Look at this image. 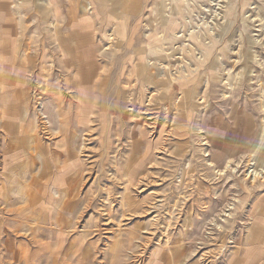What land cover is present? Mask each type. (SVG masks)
<instances>
[{
  "label": "rangeland",
  "instance_id": "374dc122",
  "mask_svg": "<svg viewBox=\"0 0 264 264\" xmlns=\"http://www.w3.org/2000/svg\"><path fill=\"white\" fill-rule=\"evenodd\" d=\"M38 2H7V25L10 28L15 23L20 27L19 23H22L24 41L16 44L23 75L18 77L17 83L16 70L9 67L8 79L14 84L0 93V264H264V227L250 233L254 222L264 221V185L252 186L248 180L250 175H247L249 168L260 171L264 167V140L262 144L258 143L259 138L252 132L262 119L259 112L261 88L257 83L260 81L264 86V0H148L140 25L133 33L128 29L129 41L118 33L117 28L105 29L106 32L99 28L90 29L89 36L97 46L105 43L109 47L96 60L103 63L106 70L113 66L111 71L114 70L115 77L120 78V86L126 88L120 87L125 93L119 96L116 94L118 87L111 85L103 97L105 101L101 103L104 109H110L112 123L103 125L98 117L102 108H92L91 116L96 121L92 124L94 131L87 135L78 132L83 141L71 140V143L80 142L78 144L85 147L83 155H79L85 157H81V163L70 171L68 183L72 188L67 198L71 204L66 210H61L62 204L56 202L54 195V178L58 175L54 158L48 179L43 182L37 158L40 144L35 150H28L30 156L23 155V142L26 140L29 146L30 135H19L22 126L17 122L21 113L15 112V108L21 103L18 94L24 91L28 104L32 103V113L35 110L44 113L57 128L52 136L41 133L43 150L49 154L58 152L62 157L64 148L68 147L64 139L67 130L65 134H58V118L53 114V105L55 101H63L70 114L69 127L77 130L76 113L73 107L69 111L70 91L65 82L66 78L68 81L74 77L76 68L69 56L72 50L67 40L87 34L81 35L67 27V0H53L54 6L47 11L39 7L45 1ZM89 11L86 16L94 13L93 9ZM174 22L180 24L178 31L185 29L188 38L191 36L188 33H204L203 37L207 35L218 40L212 54L214 57L221 54L227 60L224 61L226 71L222 73L226 74L225 85L212 87L213 95L217 97V100L213 99V118L202 124L204 129H211V134L216 135V139L210 140L212 157L209 160L213 166H207L200 157L196 158L202 153V143L196 135H180V103L179 109L176 107L183 89L187 87L189 91H195L198 82L189 80L190 83L183 88L178 82L153 79L150 75L153 67H160L159 63L168 66L165 72L169 79L172 72L180 71L183 66L192 73L194 68L190 64L200 68L204 64L194 46H189L187 59L181 60V46L185 41L182 33L177 36ZM60 42L67 43V47ZM199 47L205 51L204 46L199 44ZM110 51L115 55L108 54ZM38 55L45 59L40 61ZM151 60L152 66L148 65ZM137 69L141 80H136ZM207 69L208 66L202 69L203 75ZM16 88L19 90L15 91ZM203 88L201 93L205 90ZM51 89L60 90L53 97V104L50 103L54 94ZM225 92L227 102L220 99ZM94 93L95 97L102 95L101 92ZM261 93L264 99V89ZM140 97L151 101V109L159 113V123L148 124L150 121L142 106L134 103V107L132 103ZM130 99L134 101L129 103ZM196 101L193 96L189 106L193 107ZM118 102L124 111L121 120L122 114L118 113V107H114ZM165 106L169 108L167 113ZM243 110L247 115L241 114ZM4 111L11 113L5 115ZM185 125L192 132L193 124L187 121ZM141 131L147 133L144 142L140 140V144L134 147L141 139ZM9 132L14 134L9 135ZM252 145L259 150L257 157L252 153L255 149ZM8 148L13 155L25 156V163L19 166L25 168L19 172L5 171L11 165L7 163V157L11 156L7 153ZM230 160L234 162L233 169L224 178H219L216 171L225 170ZM33 161L38 162L34 168ZM78 171H83V182L80 183L75 176ZM36 176L43 186L48 185L46 204L53 211H41L42 218L37 226L33 220L28 227L25 223L30 224L31 220L24 216H31L34 212L19 210L25 209L30 199L25 200L19 191ZM17 184L19 187L16 188ZM35 193L36 189L33 195ZM229 212L232 214L230 223L219 228L224 215ZM59 215L65 217L64 228L57 225Z\"/></svg>",
  "mask_w": 264,
  "mask_h": 264
},
{
  "label": "bare ground",
  "instance_id": "6f19581e",
  "mask_svg": "<svg viewBox=\"0 0 264 264\" xmlns=\"http://www.w3.org/2000/svg\"><path fill=\"white\" fill-rule=\"evenodd\" d=\"M42 1V0H39V2ZM44 4L43 5H39L40 8H46V11L48 9H51L54 5V2L53 0H44ZM38 2V3H39ZM83 7V6H82ZM90 7H86L84 10H83V14H87V13H90ZM81 10V11H82ZM259 15V14H258ZM263 15V14H262ZM261 17V16H260ZM173 25V24H172ZM180 26L179 23H175L174 22V27H176L175 30L176 31V34L177 36L179 34H183L181 37L184 39V45L181 46V51L183 52V56L181 58V60H186L187 57H186V53L189 49V46H194V48H196V51L199 53L198 54V58L201 59L203 61L204 64L201 65V68L198 66V67H195L193 64H190L192 65V67L194 68L192 70V73L188 70L187 66H183V68L180 70V71H177L176 73L173 74V72L171 73V79L168 78V75L167 73L165 72L166 68H168V66H163L162 64H158L160 67H153L154 71L150 73L151 77L153 79H163L165 78L166 81L167 80H171L172 82H178L179 84H181V87H186L190 81L191 82H194V81H197L198 82V85L197 87L195 88V91H189V89L186 87L185 89H183V94H182V98H180V101L178 102V105L176 107V110L179 109V103H180V107H181V110H180V114H179V121L180 122V135H182L183 137L184 136H187V135H196V137L199 139V142L202 143V145L200 146L201 147V156H196L197 157H200L201 159H203V161H205L208 165L207 166H213V164L211 163V161L209 160L210 157H212V153H211V142L210 140H214L216 139V135L214 134H211V132H213L211 129H207V128H203L202 124L206 121H209L211 122L212 120V112L214 110V105L215 103H213V99L215 101V99L217 100V97H214L213 95V88L215 85H218L219 87L221 86H224L225 85V82H226V74H222L223 72L226 71V68L224 67V59L222 57L221 54L219 55H216L214 57V53L212 54V51L213 49L215 48L216 46V42H218V40H215L214 38L212 39L211 37L209 36H205L203 37L204 33L203 34H194V33H191L189 34L188 32V35H191L190 38L187 37L186 33H185V29H182L181 31H178V27ZM219 26V25H218ZM172 27V26H171ZM173 27V28H174ZM217 27V25H216ZM171 28V30L173 29ZM181 29V28H180ZM215 29V28H214ZM94 30V29H92ZM190 32V31H189ZM209 32V31H208ZM208 32H205V34H207ZM211 32V31H210ZM57 33V32H56ZM202 33V32H200ZM213 33V32H212ZM212 33H210V35H213ZM209 34V33H208ZM215 34V33H214ZM55 35V34H53ZM203 35V36H202ZM219 36V35H218ZM203 37V38H202ZM214 37V35H213ZM223 37V36H222ZM242 37V36H241ZM51 38V37H50ZM54 38V37H53ZM93 37L89 36V34H87L85 37H79L78 39H72V40H67V43H71L69 44L70 45V51L69 53H71L69 56L72 60V65H76V68L74 69V77L73 78H69L68 81H67V78H66V86L68 85V89H69V93H70V100H69V104L70 105V112L72 111L71 110V107L74 108V111L76 113V123H77V130L76 129H72L71 126L69 127V123H70V114L67 113V107L62 103L63 101H59L60 103H57L55 101V104L53 106H55V114L54 116H57L58 120V124H59V133L61 134H65V131L67 130V136L66 134L64 135V139L66 140L67 142V146L70 148L67 147L64 148V152H62L63 154L62 157H67V159L65 160H62L63 158L60 157V153L58 154V152H54L52 154H49L47 150H43L45 148H43L41 146V141H42V138H41V133L44 134V135H47V136H52L51 134H53L54 132H56V127L54 125H52V123L50 122V119L48 116H46L44 113L42 112H37L36 110L34 111V113H32V103H29L27 102V99H26V93L23 91L21 92V94H18V101L21 103L18 104V106H16V111L17 113H21L20 114V118L18 119L19 121L17 122V125L19 126H22L21 127V130H20V133L19 135H30V137L28 138L29 139V146H27L26 144V140L23 142V147H24V152H23V155L26 153V156H30V153L28 150L32 151V149L35 150V148H37V146L40 144L39 148H38V152H37V155H38V161L40 162V166L39 169L41 168L40 172L43 173L41 177V180L44 182L46 180V178L48 179V171L51 170V163H52V159L54 158V163L56 164V168H58V175L56 176V178H54V186L56 187L55 189V192H54V196L55 199H56V202L57 203H61V210H66V207H70V204L71 202L68 200V191L72 188L71 186H69V174H70V171L73 169V166L74 165H77V163H81V157H85V156H79V155H83V152H85V147H81L78 143H71V140L73 139V141L75 140H80V141H83V137H81V135H78V132L80 134H83L84 135H87L89 134L91 131L93 132V123H95L96 121L93 120L91 114H92V108H102V113L98 116L99 118H101L102 120V124H108L109 123H112V115H111V111L110 109H104V104H102L101 102L102 101H105L104 100V96L107 94V89L112 85H115V87H118L116 88L117 89V92L116 94H118L119 96H121L122 93H125L124 92V88L121 89L120 87V78L119 77H115V73H114V70L111 71V69L113 68V66L111 68H109V70H106V66L104 67L103 66V63L99 62L96 60L97 57H100L104 54V52L108 51L109 50V47L105 44V43H100V45H96V42L94 40L93 42ZM56 40V38H55ZM106 40V39H105ZM224 40V39H223ZM61 41V39H60ZM257 41V40H256ZM104 42V41H102ZM188 42V43H187ZM202 42V43H201ZM61 44L63 42H60ZM67 43H63L64 45H66L67 47ZM208 43V44H206ZM221 43V42H220ZM242 43V41H241ZM109 44V43H108ZM198 44V45H197ZM199 44L201 46H204L205 47V51L202 49V47H199ZM110 45V44H109ZM238 46V45H237ZM98 47V48H97ZM229 47V46H228ZM231 47V46H230ZM60 48V47H59ZM235 48V47H234ZM233 48V49H234ZM241 48V47H240ZM249 48V47H248ZM230 50V49H229ZM228 50V51H229ZM238 50V49H236ZM235 50V51H236ZM249 50V49H248ZM251 50V49H250ZM216 51V50H215ZM231 51V50H230ZM243 51V50H242ZM113 51H110V53L108 52V54H113L115 55L114 53H112ZM234 52V51H233ZM239 52V51H238ZM247 52V51H246ZM101 53V54H100ZM217 53V52H216ZM243 53V52H242ZM98 54V56H97ZM225 54V53H223ZM236 54V53H235ZM248 54V53H247ZM232 55V54H231ZM40 57V61L42 59H45V57L43 55H38ZM235 56V55H234ZM246 56V55H245ZM250 57V55H248ZM257 56V55H256ZM240 57V56H239ZM243 57V56H242ZM237 59V58H236ZM243 59V58H242ZM247 59V58H246ZM255 59H258V58H255ZM231 60V59H230ZM233 60V59H232ZM227 61V60H226ZM225 61V62H226ZM238 61V60H236ZM235 61V62H236ZM151 62H153L152 60L149 62L148 61V65L152 66L154 64H152ZM158 62V61H157ZM189 62V61H188ZM230 62H233V61H230ZM234 62V64H235ZM244 62V61H243ZM249 62V61H248ZM250 63V62H249ZM254 63V62H253ZM147 64V63H146ZM233 64V65H234ZM237 64V63H236ZM242 64V63H241ZM65 65V64H64ZM232 65V63H231ZM240 65V64H239ZM248 65V64H247ZM208 66V69H207V72H205V74L203 75L204 72H202V69L204 67H207ZM251 66V64H250ZM240 67V66H239ZM263 67V66H262ZM253 68V67H252ZM152 69V70H153ZM222 69V70H221ZM68 70V68H67ZM127 70V69H126ZM256 70V69H255ZM157 71V72H156ZM173 71V70H172ZM230 71V70H229ZM129 72V71H128ZM130 73V72H129ZM156 73V74H155ZM256 73V72H255ZM124 74V73H123ZM170 74V73H169ZM67 75V74H66ZM140 72H138V69L136 70V77L137 79L136 80H141V77L140 76ZM244 75V74H243ZM242 75V77H243ZM247 75V73H246ZM173 76H176L178 79L174 78ZM248 76V75H247ZM259 77H261L260 75H258ZM257 76V77H258ZM66 77V76H65ZM111 77V78H110ZM251 77V76H250ZM246 78V77H245ZM262 78V77H261ZM22 79V78H21ZM259 79V78H258ZM23 80V79H22ZM190 80V81H189ZM239 81V80H238ZM20 82V81H19ZM23 82V81H22ZM255 82V81H254ZM64 83V82H63ZM133 83V82H132ZM135 83V82H134ZM247 83V82H246ZM256 83V82H255ZM22 84V83H21ZM65 84V83H64ZM144 84V83H143ZM176 84V83H175ZM23 85V84H22ZM61 85V84H60ZM229 85V84H228ZM246 85V84H245ZM255 85V84H254ZM257 85L261 88V90L259 91L260 93V99H259V112L261 113V116H262V119H261V122L259 124H256L254 127H253V134L254 135H257V137L259 138V142L258 143H261L262 144V141L264 140V99H263V96H262V91L264 89V86L263 84L258 81ZM62 86V85H61ZM146 87V86H145ZM144 87V89H145ZM205 88L204 92L201 93L200 89L202 90V88ZM65 88V87H64ZM147 88V87H146ZM163 88V87H162ZM203 88V89H204ZM222 88V87H221ZM226 88V87H225ZM240 88V87H239ZM248 88V87H247ZM52 92H54V94L50 97V103L53 104V97L57 96L59 94V91L60 90H55V89H51ZM66 91H67V88H66ZM94 91H97V92H101V94H98L96 97H95V93ZM162 91V90H161ZM200 91V92H199ZM256 91V89H255ZM258 91V90H257ZM256 91V92H257ZM158 92V91H157ZM234 92V91H233ZM254 92V91H253ZM254 92V93H256ZM160 93V92H159ZM109 94V93H108ZM130 94V93H129ZM218 94V93H217ZM221 94V93H220ZM250 94V93H248ZM74 95V97H73ZM227 92L225 93H222L220 99L221 101L223 102H227L228 100V97H227ZM247 95V94H246ZM123 96V95H122ZM128 96V95H127ZM131 96V95H130ZM193 96H195V98L197 99V101L194 103L193 102V107L192 106H189L191 104V100L193 99ZM244 96V95H243ZM249 96V95H248ZM95 97V98H94ZM108 97V96H107ZM150 98V97H148ZM239 98V97H238ZM245 98V97H244ZM42 99V98H41ZM112 99V97H111ZM26 100V101H25ZM36 100V99H35ZM40 100V99H39ZM38 100V101H39ZM55 100V99H54ZM109 100V99H108ZM44 101V100H43ZM113 101V100H112ZM134 100H129V103L130 102H133ZM241 101V100H240ZM249 101V100H248ZM256 101V99H255ZM66 102V105H67V100L65 101ZM38 103V102H37ZM101 103V104H100ZM138 104L140 106H142V111L144 112L145 116L147 118H149V121L148 124L150 125H155V122H157V119H159L160 117H158L159 113H155L154 110L155 109H151V101L147 100V99H144L143 97L141 98H138L136 99V102H133L132 104ZM39 104H43L44 103H40ZM48 104V103H47ZM120 104L121 103H116L114 104V107H118V113L119 114H122L120 116V120L122 119L121 117L123 116L124 114V111L120 108ZM130 104V105H132ZM135 104H134V107H135ZM220 104V103H219ZM42 105V106H43ZM90 105V106H89ZM119 105V106H118ZM89 106V107H88ZM35 107V106H34ZM45 107V105H44ZM47 107V105H46ZM108 107H111V106H108ZM72 108V109H73ZM190 108H191V115L189 117V111H190ZM223 108V107H222ZM90 109V110H89ZM169 108H166L165 106V113H167ZM221 109V108H220ZM114 112V110H112ZM10 112V111H9ZM9 112H6L5 111L3 112L5 115H7ZM195 112L194 114V117L192 116V113ZM11 113V112H10ZM17 113H13L14 115L17 114ZM100 113V112H99ZM132 113V112H131ZM164 113V114H165ZM68 114V115H67ZM242 115H247V111L246 110H243L241 112ZM9 115V114H8ZM51 115V114H50ZM18 116V115H17ZM53 117V116H52ZM51 117V118H52ZM98 118V119H99ZM146 118V119H147ZM167 118V117H166ZM200 118V119H199ZM245 118V117H244ZM163 119V118H162ZM189 121L190 123H192V132L189 131L187 128H186V125L185 123L187 122L186 121ZM155 121V122H154ZM209 122V124H210ZM159 123V121L157 122ZM161 123V122H160ZM64 124L67 125L66 127H64ZM43 126V129H41V127ZM194 126L197 127V130L194 131ZM65 129H64V128ZM156 127V126H155ZM154 127V128H155ZM153 128V129H154ZM108 130V129H107ZM153 131V130H152ZM158 132V131H157ZM116 133V132H115ZM141 139H139L138 141L135 142V146H137L138 144H140V142H144V138L145 136L147 135L146 132L144 131H141ZM149 133V132H148ZM153 132H151L152 134ZM155 133V132H154ZM12 134H14V132H12ZM10 132H9V135H12ZM18 133L16 132V135ZM39 134V135H38ZM211 134V135H210ZM73 135V136H72ZM149 135V134H148ZM72 136V137H71ZM105 137V136H104ZM77 138V139H76ZM81 138V139H79ZM85 138V137H84ZM109 138V137H108ZM167 138V137H166ZM38 140H40V142H38ZM141 140V141H140ZM257 140V138H256ZM86 141V140H85ZM88 141V140H87ZM108 141V140H107ZM155 143V142H154ZM264 143V142H263ZM255 144V143H254ZM256 145V144H255ZM259 145V144H258ZM85 146V145H83ZM143 146V145H142ZM254 145H252L253 147ZM81 147V148H80ZM87 148V147H86ZM141 148V147H139ZM254 151L252 153H254L255 155L257 154V152L259 150H257V146L255 147L254 146ZM196 149V148H195ZM264 150V149H263ZM47 151V152H46ZM11 152V153H10ZM12 150L8 148V151L7 153H9L11 156L7 157V163H10L11 165L7 166V169H5V171H14L15 170H18L17 172L20 171V169H23L25 167H19L20 164H23L25 163V156H22V157H19L18 155H13L12 154ZM166 152V151H165ZM199 152V153H200ZM263 153V151H261ZM35 153V151H34ZM58 154V155H57ZM252 154V155H254ZM142 155V154H141ZM184 155H187V154H184ZM264 155V154H262ZM32 156V155H31ZM89 156V155H88ZM261 156V155H260ZM259 156V157H260ZM142 157V156H141ZM239 157V156H238ZM241 157V155H240ZM250 157V156H249ZM257 157V155L255 156ZM27 158V157H26ZM235 158V157H234ZM237 158V157H236ZM235 158V159H236ZM246 158V157H245ZM153 159V158H152ZM232 159V158H231ZM253 159V158H252ZM234 160V159H232ZM230 160V162L228 161V164L226 166V169L225 170H221V171H216L217 169H215V171L217 172L219 178H224V176L226 175V173H228V171H230V169L232 170L233 169V161ZM240 160V159H239ZM250 160V159H249ZM256 161V160H255ZM258 161V160H257ZM138 162V161H137ZM143 162V161H142ZM204 162V163H205ZM250 162V161H249ZM252 162V161H251ZM259 162V161H258ZM261 162V160H260ZM259 162V163H260ZM53 163V164H54ZM235 163H236V160H235ZM241 163V161H240ZM38 162L36 161H33L32 162V167L34 168V166H37ZM239 164V163H238ZM256 164V162H255ZM88 165V164H87ZM141 165V164H140ZM264 165V164H263ZM19 168H18V167ZM202 166H203V163H202ZM236 166V165H235ZM240 166V165H239ZM262 166V165H261ZM144 167V166H143ZM237 167V166H236ZM252 167V166H251ZM263 167V166H262ZM53 168V167H52ZM213 169L215 168L212 167ZM255 168V167H254ZM78 169V168H77ZM205 169V168H204ZM236 169V168H235ZM252 168H249V172L247 173V178L248 180L250 181V183L252 184V186H255V185H258L260 184L261 185H264V167L263 168H260L261 170L260 171H256V170H252ZM203 170V169H202ZM37 171V170H36ZM76 171V170H75ZM84 171V170H83ZM83 171H78L76 173V181H78V183L81 182L82 180V173ZM208 171V170H207ZM237 171V170H236ZM74 172V171H73ZM204 172V171H203ZM206 173V172H205ZM215 173V172H214ZM233 173H234V170H233ZM232 173V175H233ZM36 174V173H35ZM87 174V172H86ZM210 174V173H209ZM245 174V173H244ZM15 175V174H14ZM208 175V173H207ZM206 175V176H207ZM216 175V174H215ZM217 176V177H218ZM235 176V175H233ZM3 177V176H2ZM30 177V176H29ZM84 177V176H83ZM243 178L246 177V176H242ZM1 178V177H0ZM32 178V177H31ZM70 178H73V177H70ZM208 178V177H207ZM2 179V178H1ZM204 179H205V174H204ZM215 179V177H214ZM213 179V180H214ZM4 180V178H3ZM25 181V179H23ZM30 183L29 185H24L21 187V190L19 191L20 193L19 194H22L23 195V198H25V200H28L27 198H30L26 204V208L24 209H19V210H22L24 212L26 211H33L34 214H31V216H24L25 218L27 219H30L31 220V223H25V225H27L29 227V225H32L33 223V220L36 221V223L34 225L37 226V224L39 223V220L40 218H42V215L41 213L44 212V210H48V211H53V209H50L49 206H47L46 204V198L48 197V189L46 186H43V184L39 181V179L36 177L30 179ZM144 180V179H143ZM208 180V179H206ZM245 180V179H244ZM247 180V181H248ZM22 181V180H21ZM28 181V180H26ZM209 181V180H208ZM219 181V180H218ZM223 181V180H222ZM242 181V179H241ZM5 182V181H4ZM46 182V181H45ZM83 182V180H82ZM210 182V181H209ZM239 182H240V179H239ZM24 183V182H23ZM49 183V182H48ZM20 184V183H19ZM19 184H17L16 188L19 187ZM250 184V186H251ZM251 186V187H252ZM6 187V186H5ZM66 188V189H60V188ZM259 187V186H258ZM211 188V187H210ZM244 188V187H243ZM36 189V193L33 195L34 191ZM9 191V190H8ZM17 191V190H15ZM79 191V190H78ZM7 193V192H6ZM9 193V192H8ZM80 193V191H79ZM15 195V192L13 193ZM4 195V193H3ZM9 195V194H8ZM12 196V193L10 194ZM18 195V194H16ZM4 197H8V196H5ZM1 198V197H0ZM11 198V197H10ZM84 198V196H83ZM3 199V198H2ZM5 199V198H4ZM13 199V198H12ZM235 199V198H234ZM240 199L242 200V198L240 197ZM6 200V199H5ZM11 200V199H10ZM117 201V200H116ZM233 201V200H232ZM235 201H237L235 199ZM1 202V201H0ZM210 202V201H209ZM7 203V202H6ZM234 203V202H233ZM238 204V203H237ZM59 207V205H58ZM123 208V207H122ZM60 209V208H59ZM2 208H1V203H0V212H1ZM6 210V209H5ZM4 210V211H5ZM60 210V211H61ZM42 211V212H41ZM208 211V210H207ZM6 212V211H5ZM63 212V211H62ZM4 213V212H2ZM1 213V214H2ZM18 214V213H16ZM15 214V215H16ZM69 214V213H68ZM1 216V215H0ZM4 216V214H3ZM17 216V215H16ZM224 220L222 221V225L219 227V228H224L225 224H228L230 223V218L232 217V214L229 212L226 213L224 215ZM59 217H60V220H59ZM57 225L59 228H64L65 226L63 225V219L65 218L64 216H58L57 217ZM261 221H256L254 222L251 230H250V233L252 234L253 231H261L262 228L264 227V221L261 222ZM207 223V222H206ZM65 224V223H64ZM0 225H1V219H0ZM3 225V224H2ZM41 225V224H40ZM43 225V224H42ZM63 225V226H62ZM45 226V225H44ZM211 226V225H210ZM100 227V226H99ZM213 227V225H212ZM214 228V227H213ZM54 229V228H52ZM101 229V228H100ZM212 229V228H211ZM217 230V229H216ZM3 231V230H2ZM54 231V230H52ZM214 231V230H213ZM221 231V230H220ZM227 231V230H226ZM38 232V231H37ZM66 232V231H65ZM28 233V232H27ZM53 233V232H52ZM20 234V233H18ZM31 236V235H30ZM40 237V236H39ZM35 238V237H34ZM4 239V238H3ZM2 240V238H1ZM4 241V240H3ZM34 241V240H33ZM2 242V241H1ZM34 243V242H33ZM262 245V244H261ZM264 245V244H263ZM264 247V246H263ZM53 253V252H52ZM13 256V254H12ZM20 258V257H19ZM58 259V258H57ZM4 260V259H3ZM61 260V259H60ZM17 262V261H16Z\"/></svg>",
  "mask_w": 264,
  "mask_h": 264
},
{
  "label": "crops",
  "instance_id": "0c3cea01",
  "mask_svg": "<svg viewBox=\"0 0 264 264\" xmlns=\"http://www.w3.org/2000/svg\"><path fill=\"white\" fill-rule=\"evenodd\" d=\"M147 1L67 0V27L79 31L81 35L90 34V29L93 28L103 29V32L105 29L117 28L118 33L122 34L129 41L130 32L128 29H132L133 33L135 28L140 25ZM7 2L8 0L0 1V93L7 90L10 84H14L11 82L12 79H8L9 67H11L12 71L16 70L14 75L17 83L18 77L23 75L20 59H18L20 58L19 49L16 46V44L24 41L22 34L23 27L21 26L22 23H19L20 27L15 25V23L12 27H8L6 21L8 10ZM88 6L94 11L91 16L83 14L82 9ZM9 50L12 51H10V54ZM18 90L19 88H16L15 91Z\"/></svg>",
  "mask_w": 264,
  "mask_h": 264
}]
</instances>
